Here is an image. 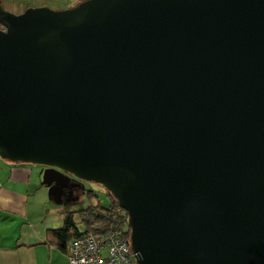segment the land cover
I'll use <instances>...</instances> for the list:
<instances>
[{
	"label": "water",
	"instance_id": "obj_1",
	"mask_svg": "<svg viewBox=\"0 0 264 264\" xmlns=\"http://www.w3.org/2000/svg\"><path fill=\"white\" fill-rule=\"evenodd\" d=\"M0 159L101 186L135 264H264V0L0 4Z\"/></svg>",
	"mask_w": 264,
	"mask_h": 264
},
{
	"label": "crops",
	"instance_id": "obj_2",
	"mask_svg": "<svg viewBox=\"0 0 264 264\" xmlns=\"http://www.w3.org/2000/svg\"><path fill=\"white\" fill-rule=\"evenodd\" d=\"M80 1L0 0V4L19 14L29 7L63 10ZM40 171L0 159V264H68V243L61 250L50 234L61 230L64 216L74 210L47 199L46 189L37 183ZM72 219L77 222L75 216Z\"/></svg>",
	"mask_w": 264,
	"mask_h": 264
},
{
	"label": "trees",
	"instance_id": "obj_3",
	"mask_svg": "<svg viewBox=\"0 0 264 264\" xmlns=\"http://www.w3.org/2000/svg\"><path fill=\"white\" fill-rule=\"evenodd\" d=\"M88 199L97 198V195L91 191L83 193ZM108 198L107 205L98 203L90 204L84 209L75 210L64 216V225L61 230L52 231L51 238L53 244L59 249L65 250L66 244L73 238L82 234H103L109 231L118 230L121 232L123 239L128 240V228L126 226L125 213L118 207L116 201L105 193ZM72 216L76 217L74 223ZM77 226L81 231L78 232Z\"/></svg>",
	"mask_w": 264,
	"mask_h": 264
},
{
	"label": "built area",
	"instance_id": "obj_4",
	"mask_svg": "<svg viewBox=\"0 0 264 264\" xmlns=\"http://www.w3.org/2000/svg\"><path fill=\"white\" fill-rule=\"evenodd\" d=\"M67 260L68 264H135L128 240L118 230L71 239Z\"/></svg>",
	"mask_w": 264,
	"mask_h": 264
},
{
	"label": "rangeland",
	"instance_id": "obj_5",
	"mask_svg": "<svg viewBox=\"0 0 264 264\" xmlns=\"http://www.w3.org/2000/svg\"><path fill=\"white\" fill-rule=\"evenodd\" d=\"M9 9V8H8ZM4 10L12 13L13 10H7L6 8H4ZM15 11V10H14ZM19 165H26V166H33L35 168H38L40 170L44 169L42 166L39 165H30V164H20V163H16ZM41 179H39V183L40 184ZM83 186H84V191H91L93 193H95L97 195V198H91L88 199L84 194L80 195V198L77 202H75L72 205H66V206H61L60 208L62 209H66V210H80V209H84L86 208L88 205L90 204H95L98 203L99 205H107L108 203V198L105 196V191L103 190V188L101 186H99L98 184L92 183V182H83ZM46 191V190H45Z\"/></svg>",
	"mask_w": 264,
	"mask_h": 264
},
{
	"label": "flooded vegetation",
	"instance_id": "obj_6",
	"mask_svg": "<svg viewBox=\"0 0 264 264\" xmlns=\"http://www.w3.org/2000/svg\"><path fill=\"white\" fill-rule=\"evenodd\" d=\"M83 184V182H81Z\"/></svg>",
	"mask_w": 264,
	"mask_h": 264
}]
</instances>
